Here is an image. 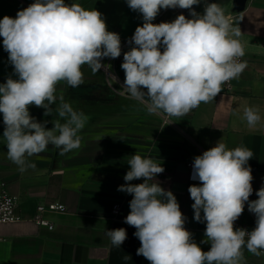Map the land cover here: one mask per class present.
<instances>
[{"label":"clouds","instance_id":"9594fccd","mask_svg":"<svg viewBox=\"0 0 264 264\" xmlns=\"http://www.w3.org/2000/svg\"><path fill=\"white\" fill-rule=\"evenodd\" d=\"M126 2L142 14L143 24L136 27L129 41L133 46L123 53L122 87L130 98L143 102L149 114L183 117L213 100L224 83L246 69V61L241 60L245 55L239 40L241 30L233 26V18L220 4L206 3L201 15L193 8L201 0ZM177 7L188 9L191 18L180 14L171 22L153 23L161 9ZM0 37L18 77L9 76L0 83L3 139L8 159L24 172L35 168L28 158L45 152L49 144L61 156L78 149L80 133L89 120L61 97L55 109L60 119L48 129V121H37L29 106L51 115V105L57 101L56 86L64 81L72 88L79 87L84 82V65L93 74L102 67L110 69L103 60L121 56V38L107 30L101 12L65 0H35L15 18L5 16L0 19ZM243 119L255 129L261 121L259 109L246 106ZM252 157L247 147L228 149L217 142L194 158L191 179L200 184L189 186L188 191L194 201L193 219L206 223L203 242L211 247L204 251L185 228L186 217L175 195L156 180L164 167L150 157L131 156L123 177L126 183L117 191L133 197L124 222L136 229L134 236L141 244L136 254L150 264H246L244 248L257 257L264 254V186L256 191L258 199L250 201L253 176L248 161ZM139 179L143 183H130ZM246 202L256 226L251 231L234 229ZM106 235L114 247L127 239L124 228L107 230Z\"/></svg>","mask_w":264,"mask_h":264},{"label":"crops","instance_id":"0c3cea01","mask_svg":"<svg viewBox=\"0 0 264 264\" xmlns=\"http://www.w3.org/2000/svg\"><path fill=\"white\" fill-rule=\"evenodd\" d=\"M202 1L193 6L197 13H204L206 3L203 9L199 8ZM34 2L0 0V19L15 18L19 10ZM65 2L101 12L107 30L119 34L122 52L116 59L103 60V64L111 65L110 69L102 67L93 74L88 65L82 66L84 82L79 87L72 88L61 81L56 86L57 101L51 105V115L45 116L43 108L29 106L30 115L37 121H48V129L60 119L55 109L62 102L61 97L75 110L84 112L89 120L80 133L78 149L61 156L49 144L45 152L28 158L35 168L21 172L8 159L0 114V186H6L19 199L17 214L22 219L0 226V264H150L136 254L141 246L134 236L136 229L124 222L133 197L117 191L126 183L123 177L129 170L127 162L135 154L150 157L164 167L156 180L177 198L186 217L184 226L192 233L193 241L202 250H210V243L203 242L206 223L193 219L194 201L188 191L189 186L200 184L191 179L193 167L189 165H193L194 158L217 142L225 143L228 149L247 147L253 152L248 161L253 176L249 200L258 199L256 191L264 186V0H251L243 13L225 10L226 15H235V27L241 30L239 40L245 50L242 61L247 67L238 78L224 83L213 100L201 103L183 117H169L163 112L149 114L143 102L130 98L123 90V53L133 46L129 41L136 27L143 24L141 13L131 10L126 0ZM218 2L221 0L207 3ZM178 13L190 15L188 9L179 7L161 9L153 23L171 22ZM2 41L0 37V83H5L9 76L18 77ZM246 106L259 109L261 121L255 129L243 119ZM130 183H143V179ZM55 203L65 206L67 213L44 215L54 229L37 224L34 219L38 207ZM115 204L123 207L122 220H112ZM255 222L246 202L234 229L251 231ZM118 228L126 229L127 239L120 247H114L106 231ZM243 251L246 264H264V254L257 257L246 248ZM125 256L130 258L124 260Z\"/></svg>","mask_w":264,"mask_h":264},{"label":"built area","instance_id":"2783aa9c","mask_svg":"<svg viewBox=\"0 0 264 264\" xmlns=\"http://www.w3.org/2000/svg\"><path fill=\"white\" fill-rule=\"evenodd\" d=\"M182 13H178L173 17V20ZM203 14V13H199ZM184 15V14H183ZM187 18H191L190 15H185ZM233 18V26L235 27L236 20L235 15L230 14ZM243 60V57L241 58ZM229 82V81H228ZM227 82V83H228ZM192 167V165H189ZM19 199L16 196L11 195L6 186H0V226L8 225L21 222L22 219L17 214ZM47 213L53 214H66L67 209L61 204H51V205H40L37 209V216L35 217V222L40 226L47 227L50 230L54 229V226L44 218ZM112 220L119 221L124 217V211L122 205L115 204L112 208Z\"/></svg>","mask_w":264,"mask_h":264},{"label":"water","instance_id":"95a60500","mask_svg":"<svg viewBox=\"0 0 264 264\" xmlns=\"http://www.w3.org/2000/svg\"><path fill=\"white\" fill-rule=\"evenodd\" d=\"M251 0H233V13H243Z\"/></svg>","mask_w":264,"mask_h":264},{"label":"rangeland","instance_id":"374dc122","mask_svg":"<svg viewBox=\"0 0 264 264\" xmlns=\"http://www.w3.org/2000/svg\"><path fill=\"white\" fill-rule=\"evenodd\" d=\"M203 3L199 6L200 9H203V5L205 3H207L208 1L207 0H203L202 1ZM218 4H220V6L224 9V10H228L229 11H232L233 9V6H232V0H221V2H218Z\"/></svg>","mask_w":264,"mask_h":264},{"label":"flooded vegetation","instance_id":"af4514ba","mask_svg":"<svg viewBox=\"0 0 264 264\" xmlns=\"http://www.w3.org/2000/svg\"><path fill=\"white\" fill-rule=\"evenodd\" d=\"M208 2H210L211 0H207Z\"/></svg>","mask_w":264,"mask_h":264}]
</instances>
